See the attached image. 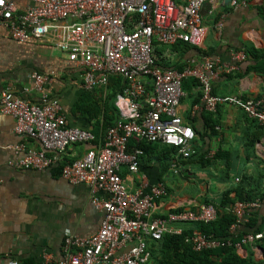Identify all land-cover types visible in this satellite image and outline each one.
Returning <instances> with one entry per match:
<instances>
[{"label":"built area","instance_id":"built-area-1","mask_svg":"<svg viewBox=\"0 0 264 264\" xmlns=\"http://www.w3.org/2000/svg\"><path fill=\"white\" fill-rule=\"evenodd\" d=\"M213 0H33L18 12L13 0H0V26L7 28L18 41L41 39L50 30L63 37L56 40L58 49L81 68L83 86L92 90L106 85L111 75L120 76L123 86L117 95L119 118L109 126L100 144L90 147L78 159L61 165V176L72 184H87L92 205L102 212L99 227L87 236L66 233L62 258L57 264H147L150 259L147 239L159 240L165 233L180 234L177 222L212 221L217 217L212 204L199 211L181 208L166 215L155 214V198L165 191L163 183L152 185L148 192L127 189L120 174L122 165L130 171L139 166V147L128 149L129 140L162 142L176 148L177 156L188 158L195 153L194 129L177 113L184 95L182 83L188 77L199 82L201 106L214 111L224 100L212 92V79L236 69L245 54L234 53V62L203 57L181 70L164 67L155 55L156 44L171 46L178 41L191 46L202 45L206 27L202 6ZM249 0H231L233 7ZM222 25L221 22L218 23ZM34 88L41 92L40 103L16 97L9 90L1 95L0 112L14 118V132L35 139L40 148L27 149L15 161L23 168L45 169L59 161L58 154L68 145L90 143L95 135L88 129L73 126L62 112L58 100L50 99L43 87L48 74H31ZM242 105L249 118L264 125V92L260 98L229 97ZM15 149L23 150V144ZM53 152L48 155L47 152ZM98 191L108 196H97ZM260 206L257 198L237 201L236 216L229 232L235 233L248 221L250 211ZM262 230L245 233L234 243L264 237ZM193 250L201 251L230 245L231 239L193 229L186 237Z\"/></svg>","mask_w":264,"mask_h":264},{"label":"crops","instance_id":"crops-1","mask_svg":"<svg viewBox=\"0 0 264 264\" xmlns=\"http://www.w3.org/2000/svg\"><path fill=\"white\" fill-rule=\"evenodd\" d=\"M13 1L18 12L33 4V0ZM200 13L206 27L202 45L195 47L183 41L171 46L156 44L155 55L160 65L181 70L203 57L233 63L234 53H244L236 69L212 79V92L224 100L214 111L203 109L199 84L191 85L193 79L197 80L184 79V95L177 113L196 130L192 141L194 157L180 158L174 147L153 142L146 151L139 147L142 153L136 171L122 165L120 174L131 192L140 189L146 193L152 185H165V191L155 198L156 215L181 208L199 211L205 198L217 200L226 192L234 197L236 189L244 187L259 197L260 206L249 214L250 217L258 213L259 225L264 217V125L249 118L240 103L228 98L257 99L264 92V0H249L238 7H233L231 0H213L205 3ZM61 37L62 32L50 30L44 38L22 42L0 26V101L2 93L9 90L16 97L40 103L42 93L34 88L31 74H48L50 81L44 85V92L59 101L71 125L95 135L90 143L68 145L58 154L59 161L53 167H18L15 161L27 149H39L40 144L16 134L14 118L0 112V264H57L63 254L64 235L87 236L99 227L102 219V212L91 203L90 187L64 179L61 165L80 158L102 142L109 126L103 122L95 102L100 104L123 85V80L111 75L106 85L86 90L80 66L55 45ZM119 93L113 101L116 115ZM132 141V145L138 142H129ZM18 144H23L24 149H15ZM136 147L129 148L128 143L130 151ZM97 196L108 195L98 191ZM247 222L235 232L241 231ZM187 223L173 225L183 227ZM147 242L150 245L151 240ZM237 252L241 256L251 253L254 260H263L264 240L244 243ZM147 264L155 262L150 257Z\"/></svg>","mask_w":264,"mask_h":264},{"label":"trees","instance_id":"trees-1","mask_svg":"<svg viewBox=\"0 0 264 264\" xmlns=\"http://www.w3.org/2000/svg\"><path fill=\"white\" fill-rule=\"evenodd\" d=\"M194 83L197 86L199 84L198 81L196 82L193 79L191 85ZM122 86L123 85L121 84L120 87H117L111 94H108L100 104L95 102V106L99 111H101L100 113H102L101 116L103 122L107 123V127L112 125L116 119L119 118L118 113L116 115L117 110L113 101L116 94L122 90ZM206 125L213 127L212 123H208ZM194 132H196L195 129ZM132 143L133 141L129 142V148L138 146L142 148L143 151H146L148 148H151V144L153 142L140 140L138 142H134L133 145ZM173 150L176 149L174 148ZM193 157L194 154L188 159H192ZM261 197L263 198V196ZM257 198H259L257 195L251 194L249 191L244 189V187H240L238 190L236 189L234 197H230L229 193L226 192L223 194L222 198L217 200L205 198L203 203L212 204L216 208L217 217L208 222H188L181 227L182 232L180 234L165 233L161 239L151 240L150 245H148L151 259L154 260L155 264H264V259L256 261L251 253L246 256H241L237 252V247L234 246V243L240 241L243 234L255 233L262 230V224H256V217L258 213H252V215L248 218L249 221L244 224L242 230L238 233L235 232L230 234L229 232L230 226L236 218L234 212L232 211V206L235 202L252 201ZM193 229H198L203 233L221 238L229 237L232 243L230 245L214 249H205L201 251L193 250L190 242L186 240V237L190 235ZM262 240H264V237Z\"/></svg>","mask_w":264,"mask_h":264}]
</instances>
